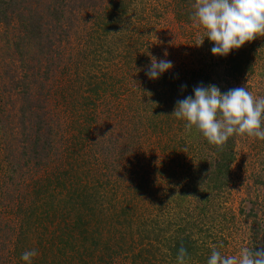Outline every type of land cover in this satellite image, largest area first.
I'll return each mask as SVG.
<instances>
[{
	"label": "rangeland",
	"instance_id": "374dc122",
	"mask_svg": "<svg viewBox=\"0 0 264 264\" xmlns=\"http://www.w3.org/2000/svg\"><path fill=\"white\" fill-rule=\"evenodd\" d=\"M46 1H50L52 6H58L62 17L58 21L52 19L48 20L49 22L44 21L43 24L49 23V30L42 35L43 38L39 42L35 39L27 41V43L22 42L20 55L23 59L17 56L18 49L10 44V39H8L10 34L4 32L0 27V159L2 162L0 171V264H25L20 256L24 251L32 249L38 253L32 259V264H87L85 260L88 264H104L97 258L89 260L90 262L86 256H81L86 257L83 258L85 260H79V255L74 258L71 256V251L63 245H60V251L57 250L56 245H49L51 233L56 228V222L61 221L60 226L63 227L64 224L60 218L67 219L64 210L67 206L65 207V202L61 201L66 190H61V185H66L68 181L81 176L80 181H85L87 179L83 178L85 167L87 163L93 161V158H96L97 161L103 159L109 165L106 172L107 177L108 173L116 175V172L112 170L114 166L120 171H123V168L126 170V167L130 166L131 173L124 175L120 185L113 188L116 196L112 199L118 201L119 205L115 209L120 212L119 209L129 202L130 207L134 206V209L131 207L130 211L135 214V217L137 216L133 222L135 224L144 223L143 226L136 224L139 230L147 228L148 231H152L153 228H160L164 233L170 234V231L174 232L176 228L175 221L177 220L173 217L176 213V216L182 215H178L180 210L178 206L169 205V199L175 196L172 189L177 194L181 192L182 203L184 200H192L196 196L189 176L190 168H188V153L192 154V152H187L180 142H178L179 145L170 142L174 138H178L180 133L175 131L174 134L177 135H173V138H169L173 133H166L170 139L167 141L165 135L157 132L163 138L161 147L166 142L174 144L176 147L173 150V155H169V157H174L172 163L174 170L181 172V176L178 177L170 174L168 170H162V174H160L146 161H139L140 157L136 158L132 155L127 158H117L119 155L117 151L126 139L124 129L120 125L126 128L127 126L125 125L126 120L119 119L121 121L119 122L115 118V113L122 103L124 105L129 99L133 102L134 98H139L141 91L137 87L143 88L144 85V83H140L139 78L128 77L126 73L131 74L128 70L123 69L124 72H121L120 53L123 52L119 41L124 39L125 33L122 31H125L129 23H140V20L137 21L136 16L129 17L130 20H126L128 25L123 26L122 31L115 26L106 33L108 27L103 24L104 20H99L97 24L99 12L110 7L109 5L113 2L118 3L119 0H94L93 2L92 0H86V2L85 0H64V4L61 2L53 4L51 0ZM129 1L131 7L135 6L132 11L144 12L149 15L146 24H141L143 26L139 28L148 41L146 53L156 55V51H158L156 57L158 61L160 59L170 60L173 67L168 70V73L177 72L186 66L208 71L212 60L217 61L220 57L211 54L212 44L207 38L198 46L204 33L202 28L197 27L190 18V22H185V17L180 21L175 19L172 8L175 0L173 2L172 0ZM20 5L32 6L42 13L43 11L40 9L47 4H44V0H26L24 4ZM105 26L106 29L103 32L102 28ZM128 27L131 28V26ZM256 49L258 48L256 47ZM165 52L167 53L166 57L163 55ZM226 57L221 58L219 65H212L214 70H217V74L212 76L214 79L212 85L216 84V87L222 88L221 93L245 86L254 96H264L263 66L255 70L254 73H248L233 80L223 68L226 65ZM103 73L112 76V87L109 89L108 85L105 86L108 90L104 99L109 100L113 105L108 108L103 104L102 106L97 105L94 111H91L89 109L92 106L90 101L96 104L99 101L85 91L92 86L95 79L92 76H96L98 80L104 79L109 83ZM62 76L65 77V82ZM88 76L90 85L87 86L84 81ZM151 81H148L150 92L155 94L159 88L162 90L161 84L156 85ZM22 87L26 88L30 96L33 95L30 99L33 100L35 112L34 117L27 114L26 122H19L18 118L20 106L22 103L26 104L24 102L26 98H23L22 92L19 96L16 94V90H21ZM79 87L85 95H89L87 97L90 100L85 101L84 106L87 104V108H89L82 115L80 114L84 108L77 104V102H84L83 99L77 98ZM118 89H124L125 92H118ZM66 101H68L67 104ZM70 104H76L77 107ZM73 111L77 114L75 118L78 119L79 126L71 125ZM88 112H90L89 115L93 121L84 123L83 118L89 116ZM39 118H44L47 128H50L48 133H51L50 147L53 148V154L47 156L40 154L43 152L41 148H38V152L34 153L32 150L34 147L29 143V136L32 135L34 129L32 121ZM143 123L145 126L148 125L146 120ZM131 134L133 133L131 132ZM134 135L136 137V134ZM150 136L153 137L154 133H151ZM189 136L194 140L198 138L195 136V132ZM231 137L234 160L230 165L227 185L220 198L221 202L217 206L218 216L215 217L214 214L215 218L212 221L209 220L213 224L214 231L220 232L221 237L226 240H222L224 242L222 251L225 252V255L238 254L239 249L245 246L252 247L253 251L256 249L254 248L256 245L258 249H264V245H259L261 240L256 238L252 241L253 238H250L252 229L255 227L254 218L250 214H256L259 218L264 216V141L244 135ZM119 142L122 144L118 146ZM143 144L145 143L143 142ZM151 144H145L144 152H142V147L138 148L141 152L137 151L142 155L145 153L143 156L161 153L160 156L168 157L170 147L167 144L162 147L163 152L161 148L153 150L149 147ZM155 147L156 145L153 148ZM175 151H177L176 154H174ZM98 167L100 168V165ZM140 167H144L149 174L142 173L144 170ZM99 170L105 173L103 168ZM108 178L110 179V177ZM153 179L155 184L162 185L157 186L158 201L148 200V192L143 187ZM99 181L103 182L101 189L103 188L105 191L104 195V192L100 190V195L104 196L100 199L108 201V195L114 193L110 192V187L113 186L111 185L114 181L113 177L108 183L105 175ZM58 201L59 205H57ZM105 203L108 205L107 202ZM28 206H31L30 209L33 210L32 215L38 217V220L31 218L29 224L21 220V218H25L23 216L27 212L24 215L23 213ZM52 207L56 210V207L58 209L60 207L55 216L51 210ZM97 212L99 210L95 211V213ZM109 212L113 214L112 210ZM122 213L124 212H120L119 215ZM101 214L102 219L112 217L104 208ZM230 216H234L232 223H230V219L226 221V218ZM121 217L123 216L121 215ZM169 220L171 221L168 222ZM110 224H112L110 235L114 234L113 236L117 237V234L112 231L113 221H110ZM98 225L101 228L104 224L99 223ZM123 228L128 229L124 225L116 224L115 231ZM134 229L130 228V230ZM135 231L134 237L140 235L137 229ZM191 238L197 244L203 241V238L197 234H192ZM156 247L159 249L161 245H156ZM102 254L106 255V252L98 251L97 253L99 256ZM110 264L132 263L129 257L123 256L115 258Z\"/></svg>",
	"mask_w": 264,
	"mask_h": 264
},
{
	"label": "trees",
	"instance_id": "16d2710c",
	"mask_svg": "<svg viewBox=\"0 0 264 264\" xmlns=\"http://www.w3.org/2000/svg\"><path fill=\"white\" fill-rule=\"evenodd\" d=\"M24 1L26 0H0V27L4 32L6 31V33L10 34L8 36L10 44H13L18 49H16L18 51L17 56H20L21 59H23L21 57L22 55H20L22 53L20 50L22 42L27 43V41L30 42V40L33 39L39 42L43 38L42 35L49 30V23L43 24L44 21L49 22L48 20L51 19L58 21V19L62 17V12L59 7L56 5L52 6L50 1L44 0V4L47 5H44L43 8L40 9L43 11L42 13L38 11L39 9L37 10L32 6H21L20 4H24ZM51 1L53 4L58 2L64 4L65 2L64 0ZM93 1L94 0H92V2ZM194 3L195 0H175L172 7L175 19L180 21L185 17V22H190L191 20L189 18L194 11ZM129 4V0H119L118 3L113 2L109 5L110 7H106L99 12L97 21L98 24L99 20H104L103 24L108 27L106 31V33H108L115 26L122 31L123 26L128 25L126 20H130L129 17L136 16L137 21L140 20V23H129L128 26H131V28L127 26L125 31H122L125 33L123 36L124 39H120L119 41L123 52L120 53L121 72H124L123 69L125 71L128 70L131 72V74L126 73L128 77L135 76L139 78L138 80L140 83H144V85L143 88H141V86L137 87L138 89L140 88L139 90L141 91L139 98H134L133 102L129 99L127 104L124 105L121 102L122 105L119 107L117 113H115V118L118 120L121 119L122 121L126 120L125 125L127 126L126 128L120 125V127L124 129L126 139L123 144L120 142L118 144V146L120 144H122V146L117 151L119 153L117 158H127L133 155L136 156V158L140 157L139 161H146L150 167L159 171L160 174H162V170H168L170 174L172 173L175 177L181 176V172H177L172 167L174 157H169V155H173V150L176 149L174 144L171 145L166 142L162 145V147H165L167 144L170 147V153L167 155L168 157L160 156L161 153L150 156L146 154L143 156L145 153L142 155L139 153L141 150L138 149L142 147V152H144L145 144L147 143V145H149V143H152L151 146H149L150 148L153 150H159L161 148L163 152L164 150L161 147L163 138L157 132L165 136L166 133L171 132L173 134H171L169 138H173V135H177L174 134L176 131L180 133L178 138H174L172 141L168 139V136H166V138L167 141L174 142L176 145H179L178 142H180L181 146L184 147L187 152H192V154L188 153V168H190L189 176L192 180L193 188H195L193 191H196V196L192 198V200H184V203H182L181 192L177 194V192L172 189L175 196H172L170 199L167 196L170 202L169 205L178 206L180 209L178 215L182 214L181 216H176V213L173 217V219L175 218V220H177L175 221L176 228L174 232L170 231V234H166L160 228H153L152 231H148L147 228L139 230L136 224L143 226L144 223L135 224V222H133V219L137 218V216L135 217V214L130 211L131 207L134 209V206L130 207L131 204L127 202L125 206L121 207L119 211L124 212L121 214L123 217H121L118 209H115L119 206L118 201H113L112 199L116 196L113 188L120 185L124 175L126 176L131 173L130 166L126 167V170L123 168V171L118 170L119 168L114 166L112 170L116 172V175L108 173L109 179L106 176L109 166L106 161L103 159L97 161L96 158H93V161L89 162V164L87 163L89 167L87 165L85 167V173H83V178H87L85 181H80L82 177L80 175L81 177L68 181L66 185H61L60 189L66 190V194L61 201L65 202V207L67 206L64 209L67 219L63 217L60 218L64 224L63 227L60 226L61 221L56 222V228H54L51 233V242H49V245H56L58 251L61 250L60 245H63V247L71 251V256L74 258L77 255L80 256L79 260H85L83 258L87 257L88 261H91L97 258L104 264H110L115 258L123 256L129 257L132 264H176L177 250L183 247L187 252V264H206L213 246H216L217 250L220 251L222 255H225V252L222 251L224 246L222 240H226L221 237L220 232L217 233L214 231L213 224L209 222V220L212 221L218 216L216 212L217 206H219L221 202L220 198L227 185L230 165L234 160L232 137H230L222 147L209 144L195 128L190 131L186 130L184 127L185 122L177 120L171 113L178 100L192 95L194 87L197 85H212L214 81L212 76L217 74V70L215 71L212 65H219L222 57H218L217 61L212 60V65L209 67L208 71L201 68L186 66L174 73L173 71L169 73L166 71L158 79L151 81L147 78L146 72L150 66L151 57H157L159 52L156 51V55H148V53H146L148 50V41H146V38L143 36L142 30L139 29L143 26L141 24L149 20V15H146L144 12L137 13L132 11L135 6L131 7ZM106 26L102 28L103 32ZM256 47L258 49H256ZM59 63L58 61V64ZM225 64L223 68L226 69V73L231 76L233 80L237 77L241 78L245 74L254 73L255 70H258L262 66V69H264V36L254 38L251 42H246L239 49L232 51V53L228 54L226 57ZM126 66H128V68H126ZM103 76L106 77L109 83L104 79L98 80L96 76H92L95 78L92 86L88 87L85 91L87 94H92V96L99 101L98 104L90 101L87 97L89 95H85L81 87L77 90V98L84 100L82 103L77 102L78 105L80 104L79 107L84 108V111H82L81 114L79 113L80 115L84 114L85 110L89 108H87V104L84 106L87 100L92 104L89 108L91 111H94L97 105L102 106L103 104V106H107V108L113 105L109 100L104 99L105 93L108 90L105 86L108 85L109 89L112 87V76L105 73H103ZM89 78V76L85 77L84 84L87 86L90 85ZM120 78L123 79V77ZM62 79L64 82L66 81L63 76ZM148 81L156 85L161 84L160 86L163 87L162 90L159 88V91L155 94L150 92V84H148ZM182 85L185 86L183 89L181 87ZM213 85L216 86V84ZM220 91H222V88ZM21 92L23 98H26L24 99L26 104L22 103L20 106L18 118L19 122H26V118L29 114L33 115V117L35 115L33 100L30 99L33 95L30 96L24 87H22L21 90H16L18 96L19 94L21 95ZM118 92L125 91L124 89H118ZM103 100H105L104 103H102ZM67 103L68 101H66V104ZM70 105L75 106L76 104ZM75 107H77V105ZM90 112L87 114L89 115ZM76 116V112L73 111L71 114L73 118H71V125L76 124L79 126L78 119L75 118ZM144 120H146L147 126L144 125ZM90 121H93L90 115L85 119L83 118L84 123ZM119 122L121 121L119 120ZM32 124L34 125V129L32 135L30 134L29 136V143L34 147L32 148L33 152L37 153L38 148H41L43 152L40 154H43L42 156L53 154V148L50 147L51 133H48V129L50 128H47L48 126L44 122V118L32 121ZM131 132L133 134H131ZM192 132H195V136L198 137L197 140L189 136ZM151 133H154L153 137L150 136ZM134 134H136V137H134ZM187 138L191 140L189 141ZM143 142L145 144H143ZM154 145H156L155 148H153ZM176 153L177 151L174 152V154ZM149 160H151L150 163ZM1 163L0 159V171L2 169ZM99 165L100 168L98 167ZM101 168L104 169L105 173L99 170ZM140 168L144 170L142 173L149 174L144 167ZM104 175L107 183L109 181L111 182L112 177L114 180L111 183L113 186L110 187V192L114 193L108 195V201L100 199L104 197L100 195V190H102L105 195V191L103 188L101 189L103 182L99 181ZM145 182L144 180V183ZM154 182L155 180L153 179V181L151 180L150 183L143 187L148 192V200L158 201L156 190L157 186L162 185H157ZM105 202H107L108 205ZM57 205H59V201ZM30 208L31 206L26 208L23 213L24 215L27 212L26 215L23 216L25 218H21L23 222H28V224L31 218H33V220L38 218L36 215H32L31 212L33 210ZM56 208L59 212L60 207L59 209L58 207ZM103 208L109 215H112L111 218L102 219L101 212H103ZM51 210L55 216L57 210L53 207ZM96 210H99V212L95 213ZM108 210H112L113 214ZM250 216L254 218L255 226L254 229H252L250 238H253L252 241L258 238V240H261L259 245H264V216H262V218H259L256 214H250ZM233 218L234 216H230L226 218V221L230 219V223H232L231 221ZM110 221H113L112 231L117 234V237L113 236V233V235H110L112 227ZM170 221L171 220L168 222ZM99 223L104 225L100 228L98 225ZM116 224L124 225L128 227V229L123 228L119 231H115ZM215 226L217 227V225ZM130 228L135 229L130 230ZM136 229L140 235L134 237ZM104 233H107V235H104ZM192 234L201 236L203 241L197 244L194 242L195 240L191 238ZM144 240L146 241L145 243ZM156 245H161V248L158 249ZM254 248L258 249V246L256 245ZM256 249H254V251H256ZM98 251L106 252V255L102 254L99 256L97 255ZM85 262L88 264L87 260H85Z\"/></svg>",
	"mask_w": 264,
	"mask_h": 264
},
{
	"label": "clouds",
	"instance_id": "9594fccd",
	"mask_svg": "<svg viewBox=\"0 0 264 264\" xmlns=\"http://www.w3.org/2000/svg\"><path fill=\"white\" fill-rule=\"evenodd\" d=\"M193 8L190 19L204 30L198 46L207 38L214 56L226 57L246 42L264 36V0H195ZM163 55L166 57L167 53ZM172 67L170 60L158 61L153 56L146 76L156 80ZM171 115L184 121L186 130L195 128L217 147L233 135L264 141V96H254L245 86L221 93L215 85H197L192 95L176 102ZM37 254L35 249L26 250L20 259L32 264ZM176 264H187L183 247L177 250ZM206 264H264V249L253 251L245 246L238 254L222 255L213 246Z\"/></svg>",
	"mask_w": 264,
	"mask_h": 264
}]
</instances>
